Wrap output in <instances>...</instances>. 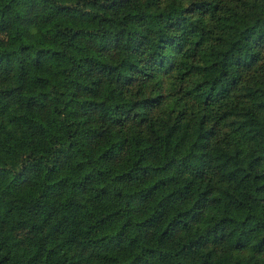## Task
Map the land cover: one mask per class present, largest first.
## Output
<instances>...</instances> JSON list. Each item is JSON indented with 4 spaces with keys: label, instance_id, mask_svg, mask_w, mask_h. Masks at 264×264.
<instances>
[{
    "label": "trees",
    "instance_id": "obj_1",
    "mask_svg": "<svg viewBox=\"0 0 264 264\" xmlns=\"http://www.w3.org/2000/svg\"><path fill=\"white\" fill-rule=\"evenodd\" d=\"M0 264H264V0H0Z\"/></svg>",
    "mask_w": 264,
    "mask_h": 264
}]
</instances>
